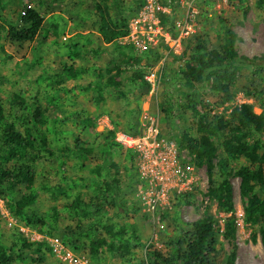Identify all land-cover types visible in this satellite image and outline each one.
<instances>
[{
  "label": "trees",
  "instance_id": "obj_1",
  "mask_svg": "<svg viewBox=\"0 0 264 264\" xmlns=\"http://www.w3.org/2000/svg\"><path fill=\"white\" fill-rule=\"evenodd\" d=\"M38 2L64 4L71 16L91 20L95 31H77L60 40L58 26L53 25L56 37L50 39V29L35 7L25 2L19 8L10 7L0 0V35L12 43H35L32 60H25V66L27 70L41 67L37 80L44 84L29 99L20 93L17 99L5 101L0 95V200L5 207L26 225L60 235L71 250L87 251L96 264H236L238 225L232 183L236 176L245 199L244 220L248 227H256L264 249V54H240L235 31L226 17L219 16L218 38L195 32L175 56L181 64L171 68L160 109L171 113L180 105L179 112L189 113L187 127L176 126L174 131L178 150L186 149L193 156L190 162L205 169L206 195L226 216L222 223L208 210L195 221L174 217V234L161 250L149 246L132 221L142 208L131 194L138 182L135 154L115 142L113 130L91 132L94 119L82 109L64 112L65 117L79 120L81 129L75 133L49 114L60 94L70 92L66 80L87 75L90 79L74 83V89L89 90L96 104H102L107 95L121 99L127 107L112 119L114 128L140 133L139 103L149 90L145 66L140 63H155L162 54L159 47L139 52L120 39L128 34L130 18L144 0ZM172 6L175 9L179 3ZM257 6L264 7V0H257ZM159 16L161 24L175 34V14ZM51 49L60 59L45 63ZM11 58L0 44V60ZM245 71L248 75L241 88L261 112L250 102L213 112L212 105L232 102ZM48 126L55 131L57 147L52 146ZM45 163H57V182L39 171ZM69 167L79 173L70 175ZM41 192L51 201L47 210L38 208ZM190 196L188 191L176 200L181 206L192 202ZM47 253L44 243L30 242L17 230L0 236V264H54Z\"/></svg>",
  "mask_w": 264,
  "mask_h": 264
},
{
  "label": "rangeland",
  "instance_id": "obj_2",
  "mask_svg": "<svg viewBox=\"0 0 264 264\" xmlns=\"http://www.w3.org/2000/svg\"><path fill=\"white\" fill-rule=\"evenodd\" d=\"M4 1L7 2L10 7L19 8L24 2L27 5L30 4L35 7V9H37L43 16V25L45 27H49L50 29V39H54L56 37L53 25L58 26L56 33L60 40H64L69 36L74 35L77 31H81L83 33L95 31V28L91 25V20L83 22L79 17L71 16L67 12L64 4H54L51 6L45 3L40 5L38 0ZM131 1L132 0H130V2ZM178 3L179 6L175 9L172 8L173 3H163V6L167 8L169 13H174L176 17L177 32L175 34L169 32L160 22L162 28L172 35H176L178 31H180V25H183L182 23L185 18H189L190 23L193 25V33L206 32L211 37L218 38L221 33V25L218 22V17L224 16L237 35L236 48L240 54L250 57L264 54V7L259 8L257 6V0H180ZM138 13L131 16L132 18H130L129 26ZM125 36L120 39L121 43H125ZM184 40L186 41L188 38L182 40V49L178 50V52L170 50L168 45L165 46L161 43L158 47L162 56L157 62L149 65H146V61H142L140 63L141 66H145V76L149 75V72H156L157 81V86L153 90L150 82L145 79L149 83V90L139 103L141 106L140 114H138L141 129L140 132H142L141 116L143 112H147L156 118L161 136L168 140L176 141L174 135L176 126L184 129L189 124V113L179 112L181 110L180 105H175L171 113H163L160 109V102L163 101L162 93L166 86L165 84L170 82V74L173 71L172 69H177L181 64L180 58H176L175 56H179L182 52ZM0 44L3 51L12 56L11 59H6V61L0 60V95L5 101L7 98L17 99L20 93L29 99L44 85L42 82L37 80L38 74L41 72V67L36 66L33 69L27 70L25 66V60H32L35 43H12L2 33L0 35ZM51 51L52 49L49 50L50 53L44 57L45 63H50L52 60L60 59L59 56H53ZM245 75H248L247 71H245L244 76L239 79L240 84H238L234 89L235 97L232 102L219 107L212 105L213 112H221L224 109H228L229 111L232 106L239 105L243 102L255 104V111L261 112L257 103H255L253 99L244 95L241 85L245 83ZM89 79L90 77L87 75L80 76L76 80L67 79L66 87L70 90V92L60 94V98L56 100L57 106L50 110V117L62 119L64 121V125L61 127L68 132L75 133L81 129L79 120L77 118L70 119L65 117L64 112L82 109L87 115L94 119L95 126L90 128L91 132L113 130L115 133L118 130L123 131L122 129L114 128L112 119H115V117L123 114L124 108L127 107L124 101L121 99H114L107 95L102 104H96L92 101V94L89 90H85L81 87L74 89V83H86ZM50 90L53 91V89ZM131 107L132 104L128 106V108ZM47 130L52 146L57 147L58 142L57 138L54 136L55 131L49 126L47 127ZM188 159L189 157L187 156H185L182 160L180 158L187 179H190L191 181L190 185L192 187V196L188 197V199L192 202H186L180 206L176 200L178 195L175 192H170L166 203H162V206L159 207L158 211L151 214L141 205L137 195L138 191L135 186L133 191H131V194L139 200V203L142 206L138 213L133 214L134 218L132 221L139 226L142 236L147 240V244L149 246L152 245L153 247L161 250L165 249L164 243L166 239L174 234V217H177L185 222L195 221L199 219L206 210H208L222 223L224 217L226 216L218 211L216 204L209 200L206 195L208 182L205 169L202 167H196L191 164ZM187 166L192 167V169H187ZM39 171L44 175L43 177H46L45 179L52 183L59 180L57 163H45L43 169H40L39 167ZM67 172L70 175L79 173L70 167L67 168ZM83 173L84 172H82V174ZM125 182L126 180L124 183ZM232 183L235 206L234 212L238 225L236 241L238 244V256L236 264H264V249L260 237L256 232V227H248L244 220L245 199L240 194L239 178L236 176L233 177ZM50 204L51 201H49L47 195L41 192V196L38 201V208L40 210H47L50 207ZM0 214V236L8 237L10 233L15 230L22 234L19 228L24 227L28 230L29 235H33L36 240L32 241L30 238L25 237L24 234L22 235L30 242L44 243L48 249L47 254L54 264H66V262L61 258H58L53 253L52 248L47 241L52 238L58 239V242L63 247L61 252L62 255L70 252L75 257H85V259H87V264H96L89 258L87 251L80 250L75 252L68 248L62 241L60 235H50L46 228L41 230L36 226L26 225L10 212L1 200ZM254 234L257 236L256 240L253 238ZM225 247L228 248V244L226 242ZM99 264L116 263L102 262Z\"/></svg>",
  "mask_w": 264,
  "mask_h": 264
},
{
  "label": "built area",
  "instance_id": "obj_3",
  "mask_svg": "<svg viewBox=\"0 0 264 264\" xmlns=\"http://www.w3.org/2000/svg\"><path fill=\"white\" fill-rule=\"evenodd\" d=\"M179 1L144 0L138 15L130 23L129 32L124 37V42L132 44L139 52L158 48L161 43L165 46L168 45L170 50L176 52L181 50L182 40L194 32L190 19L185 18L183 25H180V31L176 35H172L162 28L159 16L160 13L169 12L163 3ZM145 79L150 82L154 90L157 86L156 72H149ZM141 122L142 132L140 134L132 135L118 130L114 133V140L135 154L138 178L135 185L138 191L137 195L141 205L154 214L162 206V203H166L170 192L181 195L191 191V181L187 179L181 160L187 156L190 162L193 156L186 149L180 152L176 141L163 138L160 134L158 121L151 114L143 112ZM187 169H192V167L187 166ZM19 230L30 240H36L33 235H29L26 228L20 227ZM47 241L53 253L64 260L66 264H87L85 257L78 258L70 252L62 255L63 247L58 239L52 238Z\"/></svg>",
  "mask_w": 264,
  "mask_h": 264
}]
</instances>
